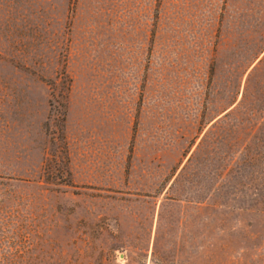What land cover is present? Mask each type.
<instances>
[{"label":"rangeland","instance_id":"1","mask_svg":"<svg viewBox=\"0 0 264 264\" xmlns=\"http://www.w3.org/2000/svg\"><path fill=\"white\" fill-rule=\"evenodd\" d=\"M0 264H264V0H0Z\"/></svg>","mask_w":264,"mask_h":264}]
</instances>
